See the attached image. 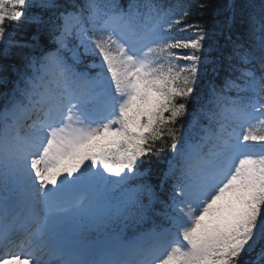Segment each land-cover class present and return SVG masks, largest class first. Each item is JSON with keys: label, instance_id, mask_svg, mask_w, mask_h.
<instances>
[{"label": "snow or ice", "instance_id": "snow-or-ice-1", "mask_svg": "<svg viewBox=\"0 0 264 264\" xmlns=\"http://www.w3.org/2000/svg\"><path fill=\"white\" fill-rule=\"evenodd\" d=\"M252 7L226 0L210 32L158 0H0V55L29 50L0 109V264H45L24 248L47 264H243L264 241V0ZM20 23L30 41L12 39ZM209 64L238 75L210 83L181 132ZM165 137L154 183L144 158Z\"/></svg>", "mask_w": 264, "mask_h": 264}, {"label": "trees", "instance_id": "trees-1", "mask_svg": "<svg viewBox=\"0 0 264 264\" xmlns=\"http://www.w3.org/2000/svg\"><path fill=\"white\" fill-rule=\"evenodd\" d=\"M61 2L70 4L71 0H61ZM75 2L77 4L83 5L85 0H75ZM98 2L100 4H108L109 0H98ZM115 2L126 8L129 0H115ZM158 2L161 3L165 9L172 8L176 16L182 15L183 11L187 10L188 15L184 18V24L192 25L193 27H206L210 32H212L214 29H218L224 21V13L222 10L226 0H158ZM235 2L238 6L252 4L254 7L246 8L245 10L250 12H258L262 0H235ZM246 27V25L240 24V18L238 16L237 22L233 27V38H235V34L237 33L243 37ZM11 31L13 33L12 39L30 41L33 28L24 23H20L19 25L14 26ZM213 34L215 35V33ZM186 35L194 36L195 32L189 29ZM219 42L221 45L225 43L223 37H219ZM245 46L248 47L249 45L246 44ZM27 51L29 50L12 47L6 55H0V69H4L3 71H0V109L3 108L5 94H10L15 86V82L17 80L16 69L21 68L23 64L21 54L22 52ZM223 51L227 53L230 51V49L225 47ZM215 55L216 53H213V56ZM93 59L96 58H85V64ZM224 64L226 65L227 61H224ZM246 67L253 69L256 71L257 75H259L260 70L258 61H253L251 64L246 65ZM229 75L235 78L238 73H229L225 71L223 67H221L218 72H215L213 71L212 64L207 65V71L202 73L200 77L197 91L193 94V97L189 98L187 101L188 113L184 117L180 118L173 127L179 128L182 132L184 128L181 126H187V124L193 119V113L205 105L208 99V89L210 83L214 82L217 87H220L223 84L224 78ZM227 95L235 96V93L228 92ZM206 123L207 121L201 117L199 124L196 125L194 131L199 132L200 125ZM170 144V138L165 137V141H158L156 145L159 148H163V151L160 152L158 156L144 158L145 163L143 167L151 169V179L154 183L158 181L162 174V170L166 168L164 161L172 156ZM170 190V184L166 185L163 189L165 195H167ZM262 253H264V241L258 243L255 246V249L244 258L243 264H257L258 258ZM262 264H264V262H262Z\"/></svg>", "mask_w": 264, "mask_h": 264}, {"label": "bare ground", "instance_id": "bare-ground-1", "mask_svg": "<svg viewBox=\"0 0 264 264\" xmlns=\"http://www.w3.org/2000/svg\"><path fill=\"white\" fill-rule=\"evenodd\" d=\"M26 251L25 252H28V251H31L32 249H28V248H25ZM14 251H17V249H14ZM37 257L43 259L45 261V264H47V256L44 255L43 253L37 251V253L35 254Z\"/></svg>", "mask_w": 264, "mask_h": 264}, {"label": "rangeland", "instance_id": "rangeland-1", "mask_svg": "<svg viewBox=\"0 0 264 264\" xmlns=\"http://www.w3.org/2000/svg\"><path fill=\"white\" fill-rule=\"evenodd\" d=\"M181 63H185V62H181ZM31 251L33 252L34 255L37 253V251L34 249H32Z\"/></svg>", "mask_w": 264, "mask_h": 264}]
</instances>
